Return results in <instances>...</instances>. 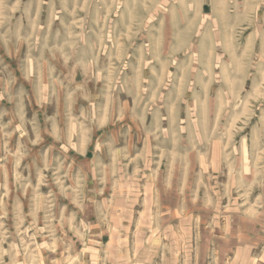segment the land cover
<instances>
[{
	"label": "rangeland",
	"instance_id": "rangeland-1",
	"mask_svg": "<svg viewBox=\"0 0 264 264\" xmlns=\"http://www.w3.org/2000/svg\"><path fill=\"white\" fill-rule=\"evenodd\" d=\"M173 161L261 220L262 255L264 0H0V264L42 255L59 209Z\"/></svg>",
	"mask_w": 264,
	"mask_h": 264
},
{
	"label": "crops",
	"instance_id": "crops-1",
	"mask_svg": "<svg viewBox=\"0 0 264 264\" xmlns=\"http://www.w3.org/2000/svg\"><path fill=\"white\" fill-rule=\"evenodd\" d=\"M171 163L168 172L119 176L106 199L99 193L59 209L46 222L61 229L60 237L46 240L42 255L15 263L264 264V253L245 254L247 224L256 229L261 220L247 221L244 211L225 207L207 182L179 184L180 163ZM53 247L61 254L53 255Z\"/></svg>",
	"mask_w": 264,
	"mask_h": 264
}]
</instances>
